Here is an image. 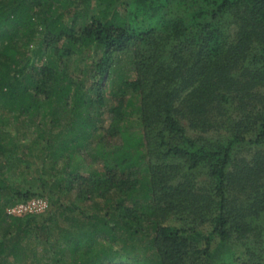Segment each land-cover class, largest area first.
<instances>
[{"label":"trees","instance_id":"1","mask_svg":"<svg viewBox=\"0 0 264 264\" xmlns=\"http://www.w3.org/2000/svg\"><path fill=\"white\" fill-rule=\"evenodd\" d=\"M93 1L0 0V124L12 115L34 126L0 133V264H133L141 236L154 264H264V0H96L105 9L82 24ZM227 12L237 21L234 40L219 28ZM94 48L101 52L88 85L67 58ZM125 51L137 77L126 74L109 106L104 84ZM131 91L141 132L127 123ZM74 115L85 137L93 126L88 141L97 133L103 172L87 177L71 167L65 131ZM126 144L139 148L138 161L118 158ZM253 145L249 158L237 156ZM37 150L42 166L32 161ZM42 167L61 177L52 183L41 173L35 189L14 174ZM75 183L78 198L104 197L114 210L61 224L78 208L63 201ZM33 197H47L50 210L8 215Z\"/></svg>","mask_w":264,"mask_h":264},{"label":"rangeland","instance_id":"2","mask_svg":"<svg viewBox=\"0 0 264 264\" xmlns=\"http://www.w3.org/2000/svg\"><path fill=\"white\" fill-rule=\"evenodd\" d=\"M103 9H105V7L103 5H101L98 1L94 0L92 2L91 7H88V8H85L84 10H81V13L85 14L84 17L82 18L81 23L86 24L91 20V18L93 16H100L101 10H103ZM122 13L125 14L124 11H122ZM68 18H69L68 21L70 22V20L73 19V13H71L70 17H68ZM219 28L222 29V31L225 32V34H227V36L230 37L231 40H234V37H235L237 29H238L237 21H236L234 14L231 12L225 13L223 18H221V22L219 23ZM42 35H43V33H40L39 37ZM30 47L33 48L34 46L31 45ZM100 52H101V50H95V48H94V50L93 49L92 50L86 49V50H84V52H82L80 54H74V55L69 56V58H67V62L69 63L68 70L71 73L73 72V74L76 76V78L78 80L86 82L88 85L91 84L92 80H93L89 74V71L92 68L91 63L93 60H96L98 58V56L100 55ZM115 60L117 61L116 72L111 74V77L104 84L105 95L107 97V102H108L109 106L117 103L116 97L112 91H113V88H116L118 85L122 84V82L126 78V74L128 76V79L134 80L137 77V74L135 73V70H134L133 65H132V52L125 51V52L119 54ZM261 91L264 93V87L262 88ZM88 93L91 94V92H88ZM135 95H136V93H134V91H131L128 94V98H131L133 100V104L131 107L128 108L130 113L128 115L129 120L127 121V123L130 126V128H132V130L134 129L136 131L141 132V127L139 125L140 101H139V97L135 96ZM75 115L73 116L72 122L69 123V126L67 127V130L65 131V132H67V135L65 138L66 139V152L69 154L67 158L72 163L71 167L78 170L79 173H82L85 176L89 177L92 175V172L95 170L103 172L104 162H103L102 156H100L101 154L96 156V153L98 151H101V150L96 151L95 142H96L97 133H95V134L93 133L92 134L93 136L90 138L91 141H88V136L92 132L93 126L88 125L86 127V129L88 128V130H87L88 134L86 133V137H85L84 132H83V129H84L83 121L82 122L77 121V118L75 117ZM7 116L9 118L8 123L3 124L2 126L0 124V133L3 132L2 130H3L4 125H8V127L12 130H14L13 127L17 128L19 130V134H23L24 132H27L30 134L31 132H34V126L29 128V130L27 129L28 124H31L33 121V120H31V118H24L22 116L19 119H15L14 117H12V115H7ZM40 119L43 120L42 117H39V118H36L35 121H38ZM103 120L104 121L102 124L104 125V127L107 128L111 123L112 113L110 111L109 112L107 111L106 114L104 115ZM50 123H51V121H49L47 123L46 127L51 128L54 132H57L59 130V127L53 126ZM98 134H100V133H98ZM190 134L195 136V137L198 136V134H195L192 131L190 132ZM34 135H36V134H34ZM30 136L31 135H29V137ZM26 137H27V135H26ZM92 141H94L93 144H92ZM132 145L126 144V145L122 146L121 148H119L117 151L118 152V158L119 159H122L123 157L127 158L131 154V156H130L131 162L136 161L137 158L135 159V157L139 155V148L136 146L133 147ZM82 148H83V151H81ZM257 149H259V147L256 145H253L252 147L251 146L247 147L246 149L245 148H239L237 156H247L249 158ZM39 154H42V153L39 152V150H37L36 156L34 158H32V161L34 163H37V164L42 166V164H41L42 160L40 159ZM63 164H64V162L61 161L59 166L60 167L65 166ZM67 165H69V164L67 163ZM71 167H67V170H69V169L72 170L73 168H71ZM18 172H20V171H18V170L14 171V174L17 177H19V179L23 183L29 182L28 180H30L36 186L35 189L37 188V184L38 185L40 184V180L37 177L41 173H42V175L45 176V178H51L52 183L57 182V180L61 177V174L58 172H55V171H52L53 174H55L53 176H51L49 173L44 174L43 173V167L41 169H39V172H37L36 170L29 171L31 174L28 172L24 173V174H22L20 172V174H19ZM144 172L145 171L143 170L142 174H144ZM25 178H27L28 180H26ZM205 179H206L205 175H202L201 180L204 181ZM90 183H91V181L89 180L86 185H88L89 187L92 186V184L90 185ZM85 188H86V186H85ZM78 189L79 188L76 184L75 191L70 193L69 197L67 196V198H64V199L62 197L64 202L70 204L73 201L78 206V208H77V210H74L73 212H68L69 217L73 218V220L70 222H68L67 220H64L62 217L59 216L58 219H59V222L61 224L71 227L70 225H72L74 223V219L82 221V222L83 221L87 222L89 220L88 216L91 214H95V213L105 214L106 211L111 212L112 210H114V207H112V206H105L106 201H105L104 197L94 195V196H91L88 198H84L83 196L78 198L76 195L78 193ZM118 191L119 190H116V191L108 194V196L111 197V202H110L111 204H115L117 202V200H118L117 199L118 198L117 192ZM139 196L142 198V195H139ZM44 198H46L48 200V203H49L47 210H45L44 212L35 213V214H42V213H45V212L50 210L51 202L49 201V199L47 197H44ZM127 202H131V201H127ZM146 203L147 202L143 199L140 201V204H146ZM11 206H13V205H11ZM11 206H9V207H11ZM103 206H105V207H103ZM79 213H81L82 215H80ZM10 216H13V215H10ZM23 216H25V215H23ZM19 217H22V216H19ZM171 221L168 220L166 223L170 224ZM259 223H260V230L262 231V234H263L261 237L264 239V215L259 220ZM75 225H76V223H75ZM73 233H75V227H74ZM142 237L143 236L139 237L138 242L137 241L134 242V243H136V247L138 248V250L135 251V255L133 256L134 257L133 264H154L151 261V258H149L151 255V251H147L144 249L146 245L144 244L145 240H143ZM218 241H219V239L216 240L215 243H217ZM32 242L29 246H33ZM252 244L254 246H257L254 243V241L252 242ZM38 246L39 247L37 250H38V258H39L40 255H42V253H43V249H44L45 245L41 244ZM230 246H231L232 250L237 252V253H239L241 251V249H243L242 245L235 244V242H230ZM127 257H128V258H126L127 260H123V261H130L132 259V255H128ZM34 264H37V263H34Z\"/></svg>","mask_w":264,"mask_h":264},{"label":"built area","instance_id":"3","mask_svg":"<svg viewBox=\"0 0 264 264\" xmlns=\"http://www.w3.org/2000/svg\"><path fill=\"white\" fill-rule=\"evenodd\" d=\"M48 200L44 197H33L25 202H19L8 208L7 212L13 216L41 213L47 210Z\"/></svg>","mask_w":264,"mask_h":264}]
</instances>
